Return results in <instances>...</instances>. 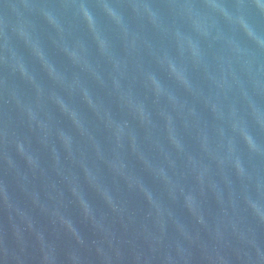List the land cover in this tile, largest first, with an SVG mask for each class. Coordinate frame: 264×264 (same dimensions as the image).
I'll use <instances>...</instances> for the list:
<instances>
[{"label": "water", "instance_id": "95a60500", "mask_svg": "<svg viewBox=\"0 0 264 264\" xmlns=\"http://www.w3.org/2000/svg\"><path fill=\"white\" fill-rule=\"evenodd\" d=\"M0 264H264V0H0Z\"/></svg>", "mask_w": 264, "mask_h": 264}]
</instances>
